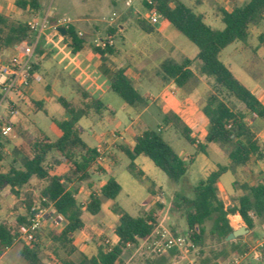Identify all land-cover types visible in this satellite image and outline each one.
I'll return each mask as SVG.
<instances>
[{"label":"trees","instance_id":"1","mask_svg":"<svg viewBox=\"0 0 264 264\" xmlns=\"http://www.w3.org/2000/svg\"><path fill=\"white\" fill-rule=\"evenodd\" d=\"M149 1L150 3L142 1L143 9L155 11L159 20L170 24L197 50L193 59L184 58L179 63L170 58L163 60L159 64L163 83L172 82L177 88H184L196 78V72L192 69L195 66L197 74L212 78L217 88L225 90L243 106V111L231 109L217 94L210 93L201 108L207 120L202 140H198L185 125V120L191 122L185 111L174 113L165 110L162 125L158 126L157 130L144 129L134 137L131 147L117 145V149L128 160V173L137 180L148 182L146 190L151 197H155L154 185L135 165L134 160L137 157L150 160L174 184L184 176L195 157H190L186 162L177 154L162 137L165 128L174 127L189 145L194 146L196 154H206L209 145L224 151L228 165H217L215 170L191 188L189 197L176 196L172 208L184 218L186 233L193 232L189 237L193 246L203 245V225L211 220L210 236L228 247L220 252V258L225 259L228 254L237 256L243 253L241 246L234 240L225 242V237L233 231L229 218L239 217L249 233L253 230L255 221L264 224V183L260 179H254L241 184L242 194L233 198L228 207H225L218 196L217 184L220 177L228 171L233 174L236 169H247L251 161H264L263 147L248 123V116L264 123V104L220 61V53L233 42L245 43L250 36V28L262 26L264 0H245L241 3L233 0L230 11L216 7L215 16L223 24L221 30L211 28L201 15L181 0ZM14 5L22 14L30 16L40 9L39 0H14ZM47 18L50 24L54 23L53 16L48 15ZM134 27L146 35H156L153 26L144 18H137ZM66 33L67 36L61 38L68 41L65 46L75 54L86 44L85 37L78 36L73 26L68 27ZM107 34L114 36V29H108ZM32 36L26 22L0 14V51L13 49L22 42H29ZM260 44L264 50L263 36L260 37ZM90 48L102 58L100 71L109 77V90L126 106L146 107L147 99L142 98L134 88L126 69L119 67L111 72L104 63V56L113 54L114 47L101 50L92 45ZM35 50L36 53L39 52L37 47ZM262 61L264 64V54ZM37 70L38 64L32 62L31 75ZM81 95L84 99L88 98L84 92H81ZM18 98L28 108L47 115L41 102L31 100L23 92ZM55 101L67 115V118L61 121L50 118L59 131V137L55 140H51L40 130L27 114L17 110L12 102L6 103L4 117L0 118V128L9 126L12 135L21 140L16 145L10 138L0 134V192L8 189L13 198L10 212L14 214L10 219L0 220V258L14 245L19 244L18 254L25 264H123V252L129 247H137L139 241H146L150 237L157 226L156 214L162 209V204L154 202L153 208L142 210L138 216L129 215L115 203L121 187L113 177H108L106 182L95 190L88 185L90 193L87 200L80 203L76 199L77 185L87 183L97 169L105 171L96 163L95 148H90L82 141V129L78 121L87 115V110L95 113L105 110L110 114H113V110L99 100L91 99L86 111L74 107L62 97L56 98ZM61 165L66 166V171L56 175L55 168ZM103 200L112 202L109 210L117 217L112 231L117 238L115 244L98 238L83 221L85 213L91 216L100 213ZM48 205L64 217V226L60 230H49L45 241H40V235H36L35 242L19 240L30 224L36 208ZM76 233H82L95 241V254L87 257L77 251L73 245V235ZM258 253L259 263H264V249L258 250ZM209 263L210 261L205 259L203 264Z\"/></svg>","mask_w":264,"mask_h":264},{"label":"rangeland","instance_id":"2","mask_svg":"<svg viewBox=\"0 0 264 264\" xmlns=\"http://www.w3.org/2000/svg\"><path fill=\"white\" fill-rule=\"evenodd\" d=\"M142 1L143 0H139L140 11H142ZM181 1L195 13H201L202 11L204 13V22L211 28L216 30H221L223 28V24L215 17L211 5L204 3L200 6L193 7L189 4L191 0ZM0 3L4 4L8 10L13 9V0H0ZM40 5L41 7L38 12L39 19L42 18L46 12L47 16L58 14L61 17L70 18H73L75 15H83L87 23L85 25L86 27L80 31L86 38H92L94 36L105 38L107 29L100 24H106L111 15L110 13L115 10L116 15L120 16L117 19L114 18V22L108 26L110 29H114L115 49L120 48L119 39H117L120 34L117 32L116 25L122 22L121 16L123 14L129 16V26H127V30L130 39H137L139 41L152 40L151 35H146L134 27L135 20L138 16L132 15L130 8H126L125 11L121 10L124 6L123 0L118 1L115 5L111 4V0H41ZM11 15L14 20L18 21L29 19L28 16L20 14L19 11L15 9L14 13L11 12ZM57 18L58 16L55 15L54 22ZM125 19L127 20V18H124V20ZM154 26L158 28L162 27L163 29L166 26L169 29L168 34H166V32L162 34L166 37L165 40H163V45H170L172 48L170 55H167L168 58L179 63L182 59H191L192 56L195 55L197 50L194 45L177 33L168 23L159 20ZM47 32L48 31L43 35ZM261 36L264 37V23L259 28H251V34L245 43L239 41L233 42L220 53V61L230 69L241 84L250 91H256L259 99H262V93L264 92V64L262 61L264 50L260 44ZM143 45L147 46L148 44L143 42ZM39 47V52H34L32 58L33 62L39 63V69L33 76V92L31 97L33 100L43 101V109L46 111L47 115L41 111L28 108L17 95L12 97V103L15 104L16 109L27 114L37 124L40 130L51 140H55L59 137V131L52 124L50 118L60 121L67 118L65 111L56 103V98L62 97L74 107L85 111L89 107V100L82 99L76 92V86L80 85L84 87L93 98L98 97L103 104L109 105L113 110V114H108L107 111L95 113L92 110H87V116L82 117L78 122V125L82 129V141L90 148H95L108 140L112 133L122 136V140L119 141V143L116 142L107 148L106 160L108 163L106 166H101L105 172L97 169L98 171L96 174L94 173L87 183L85 182L77 185V191L80 187L82 191L76 194V199L80 203H83L87 200L90 190L88 185L91 186V189H97L106 182L108 177H113L121 187V191L115 203L129 215L133 217L138 216L140 214V212H137L138 210L151 209L153 208V204L150 205L151 201L158 202L162 204L163 211L156 217V227L166 228L176 236H185V220L178 212L173 210L172 202L176 196L189 197L191 195V188L196 186L200 180L204 179L206 172L214 170L217 165H226L228 162L226 153L224 151H218L213 145H209L206 149V154H196L194 146L189 145L174 127L170 126L165 128L162 137L170 147L183 157L186 162L189 161L190 157L195 156V159L184 176L180 177L177 183L174 184L162 171L156 168L150 160L145 157H139L137 161L139 165H141L142 160H145V162L149 163L153 168L152 171L147 172L149 180L154 181L155 184L161 188V193H158L157 196L155 194V197H151L146 190L148 182L146 180H137L128 173L126 169L128 160L122 152L117 149V145L126 146L127 142H125L123 138H126L127 134L125 130L130 124H133L136 134L144 129L157 130V127L162 125L163 112L167 109L177 111L179 109L178 101L184 98L186 99V104L184 105H186L193 114V120L198 124L200 129L196 131L193 123L189 121H185V124L195 132L198 139H201L203 130L207 126L201 108L208 94H217L219 98L233 110L243 111V106L237 103L225 90L217 88L212 78L197 74L196 67L194 66L192 69L200 79L195 78L182 89L176 88V86L173 85L172 93H169L170 106L166 102H157L156 105L152 104L153 100L150 98L157 100V97L160 96V90L157 87H150L147 79L153 74L152 70L148 68L146 70L147 72L140 78L142 82L137 88L142 98L147 97L148 106L146 108L129 107L126 106L118 96L112 92H108L104 83L97 78L88 66H77L72 69L69 65H63V61H67L68 59L77 61V57H73L66 53L65 51H67V49L61 41L49 39L45 45L42 44L39 45ZM48 50L50 51V55L44 59L45 53ZM8 57L11 58L8 53L0 51L1 59L7 60ZM46 86H48L47 89L45 88ZM176 89L179 97H175L173 94ZM6 107L7 105L5 103L0 106V118L4 117ZM17 117L14 118L16 119ZM250 118L251 117L248 116V121ZM263 124L261 120L255 119L250 125L251 128L255 130L256 126H263ZM257 133L260 134L258 140L264 150L263 127L260 131H257ZM7 137L13 142H17L18 140L11 132ZM127 140L130 142L131 138L128 137ZM109 162L111 163L110 165ZM140 167H142V165ZM248 169L252 172V175H258V172L263 173L264 161H251L247 170ZM247 170L236 171L233 174L228 171L221 176L220 181L223 183L221 186L226 187L229 192H220L218 190V196L227 207L233 198L242 194L240 185L248 181H253L252 176H249ZM65 171L66 166L55 168V173L57 175H61ZM232 179L231 187H229V182ZM12 203L13 198L10 196L9 191L7 189L2 190L0 192V220L10 219L14 216V214L10 212ZM102 203L104 205L103 209L106 211L107 201L103 200ZM159 211H157V213ZM102 214L100 212L96 216H91L85 213L83 215V221L93 233L94 229L99 231V235H97L98 238H102L110 243L112 240L114 222L103 220L105 217H102ZM211 224L212 222L209 220L203 225L205 234L203 245L200 247L192 245L189 246L187 250L181 247L179 250L166 252L159 256L150 252L147 243L139 241L137 247H129L123 252V264H203L205 259L210 261L209 264L216 262L225 264V262L234 257L235 254H228L225 259L220 258V252L227 250L228 247L210 236L209 230ZM229 225L233 230L240 227L245 228L240 218H238V220L229 219ZM263 233L264 224L255 221V226L250 233L247 231L234 239V241L241 246L243 251V253L237 255L241 259L240 264H264L259 263V260L256 259L258 254L256 244L263 237ZM76 243L78 246L75 247L79 253L87 257L95 254V241H92L90 238L85 237L83 242L76 241ZM19 246V244H16L8 250L1 257L0 264H25V261L18 254Z\"/></svg>","mask_w":264,"mask_h":264},{"label":"crops","instance_id":"3","mask_svg":"<svg viewBox=\"0 0 264 264\" xmlns=\"http://www.w3.org/2000/svg\"><path fill=\"white\" fill-rule=\"evenodd\" d=\"M118 1H120V0H111V4L112 5H115ZM234 1H236V2H238V3H241V2H243V1H245V0H234ZM40 2H41V0H39V4H40ZM232 2H233V0H191V3H189L191 6H193V7H197V6H200V5H202V4H204V3H207V4H209V5H211L212 6V9H213V13H214V15H215V8L216 7H220V8H222V9H224L225 11H230L231 10V7H232ZM139 0H135L134 2H133V6H132V8H131V11H132V15H135V16H138V18H143V14H144V9H143V7H141V9H142V11H140V5H139ZM40 7H41V5H40ZM14 9L15 10H17V11H19V13L20 14H22V12L14 5V0H13V9L12 10H8L6 7H5V5L4 4H1L0 3V14L1 15H3V16H6V17H10V18H12V19H14L13 18V16L11 15V12H13L14 13ZM40 10V9H39ZM122 11H125L126 10V7L125 6H123V8L121 9ZM39 12V11H38ZM38 12L35 14V15H33V16H30V15H28V14H22V15H26V16H28L29 17V19H27V20H24L23 22H26V23H28L29 21H31V20H33V19H38L39 20V18H38ZM112 12H116L115 10H113ZM111 12V13H112ZM143 12V13H142ZM110 13V14H111ZM47 14V12L45 13V15ZM116 14V13H115ZM197 14H199V15H201L202 17H203V12L201 11V13H197ZM44 15V16H45ZM55 15H57L58 16V18L56 19V20H58V19H61V18H69L71 21H72V24H71V26H73L75 29H76V31L77 32H81L80 30L81 29H84L86 26V23H87V21H86V19L84 18V16L83 15H75L73 18L71 17H61V16H59L58 14H54V15H52L53 17H55ZM126 15V14H125ZM124 14L121 16V19H122V22L121 23H118L116 26H117V32L120 34L119 35V37H117V39H119V43H120V48H114V53L113 54H111V55H105L104 56V63L106 64V66L108 67V69L111 71V72H114L117 68H125L126 69V74H127V76L129 77V79L133 82V85H134V88L137 90V88H138V86L140 85V83L142 82L141 80H140V78L142 77V75L143 74H145L147 71V69L149 68V69H151L152 70V76L151 77H148V81H149V84H150V87H157L159 90H160V96L159 97H157V100H155L154 98H150V97H148V98H150L151 100H153L152 101V104L153 105H156L157 104V102H159V103H167V104H169V106H170V101H169V93H172V90H173V83L172 82H169V83H167V84H164L163 83V81H162V74L159 72V64L163 61V60H165V59H167L168 57H167V55L169 56L170 55V53H171V51H172V48H171V46L170 45H163V40H165V38L166 37H164V35H162L163 34V32H166V34H168V31H169V29L165 26L164 27V29L161 27V28H158V27H156V26H153V28L155 29V31H156V35H155V37L153 36L152 37V40H147V41H142V40H135V39H130V36H129V34H128V30H127V26H129V22H128V20H129V16H125ZM43 16V17H44ZM111 16V15H110ZM109 16V17H110ZM120 16V15H119ZM119 16H117L116 15V17H115V19H117ZM42 17V18H43ZM216 17V16H215ZM124 18H127V20L125 19L124 20ZM41 19V18H40ZM114 19V20H115ZM203 19H204V17H203ZM114 20H113V22H114ZM159 21V20H158ZM161 21V20H160ZM112 22V23H113ZM164 22V21H163ZM165 23H167V22H165ZM101 26H104L107 30L108 29H110L108 26L109 25H111V24H100ZM170 25V24H169ZM133 26V25H132ZM252 28H254V27H252ZM164 30V31H163ZM52 32L51 31H49L48 30V32L45 34V35H43L41 38H40V40H39V43H38V45H37V49H40V47H39V45H45L46 43H47V41L49 40V39H54V40H57V41H61L64 45H65V42H67L68 43V41L66 40V41H64L61 37H58V36H55L54 34H51ZM82 33V32H81ZM250 34H251V28H250ZM82 35H83V33H82ZM84 36V35H83ZM106 37L107 36H110L109 34H107L106 33V35H105ZM115 36V35H114ZM114 36H110L111 38H112V40L114 41V45H113V47H115V40H114ZM85 37V36H84ZM95 37V36H94ZM99 37V36H98ZM93 38V37H92ZM92 38H86L85 37V45L83 46V48L80 50V51H78L77 53H75V54H72L70 51H69V49L65 46V48L67 49V51H65L66 53H68V54H70V55H72L73 57H77V61H72V60H70V59H68L67 61H63V65H65V66H71L72 67V69L73 68H75V67H86V66H88L89 68H90V70H92V72L97 76V78L101 81V82H103L104 83V85L106 86V89H107V91L108 92H111L110 90H109V77L108 76H106V75H104V74H102V72L100 71V66H101V64H102V58H100L98 55H96L92 50H91V48H90V46H92V43H91V40H92ZM102 38V37H101ZM138 42V43H137ZM143 42H146L148 45L147 46H144L143 45ZM121 49V50H120ZM36 51V50H35ZM2 52H4V53H8L9 54V56L12 58V57H14V56H16L17 54H18V51L15 49V47L13 48V49H7V50H4V51H2ZM36 53V52H35ZM49 55H50V51L48 50L46 53H45V56H48L49 57ZM195 55H196V53H195ZM195 55L194 56H192V58L191 59H193L194 57H195ZM10 58L8 57V59L7 60H9ZM44 59H46L45 57H44ZM7 60H4V59H1L0 58V63L1 62H4V61H7ZM33 62V61H32ZM38 69H39V63H38ZM229 69V68H228ZM230 70V69H229ZM38 71V70H37ZM36 71V72H37ZM35 72V73H36ZM34 76V75H33ZM195 76H196V78H198V79H200V77H198L197 75H196V73H195ZM33 80H32V82H31V85H30V87L24 92L25 94H26V96L28 97V98H30L31 100H33V98L31 97V94H32V92H33ZM46 89L48 88V86H46L45 87ZM177 88V87H176ZM255 88V87H254ZM138 91V90H137ZM76 92L81 96V98L82 99H84L83 97H82V95H81V92H84L85 94H87V96H88V100H89V102H90V100L92 99V100H99L100 101V99L97 97V98H93L91 95H90V93H88L85 89H84V87H82V86H80V85H77L76 86ZM252 92V94H254L257 98H258V100H260L259 99V97L257 96V94H256V91H251ZM174 95H175V97H179V95H178V93H177V89L174 91V93H173ZM146 99H147V97H146ZM183 99V98H182ZM185 98L183 99V100H181V101H178L179 102V109L177 110V111H172V109H167V110H170V111H172V112H174V113H178L180 110H183V111H185L188 115H189V117H190V119H191V122L189 121V120H187V121H189L190 123H193V125H194V127H195V129H196V131H199V129H200V127L198 126V124L196 123V122H194V120H193V114L190 112V110L188 109V107H186V105H184V104H186L185 103ZM33 101H36V102H41L42 104H43V101L42 100H33ZM148 101V100H147ZM101 102V101H100ZM104 105H106V104H104ZM107 106H109V105H107ZM147 106H148V102H147ZM146 106V107H147ZM110 107V106H109ZM146 107H144V108H146ZM105 110H102V111H100L99 113H103ZM108 113V112H107ZM88 114V113H87ZM108 114H110V113H108ZM87 115H85V116H83V117H86ZM29 117V116H28ZM30 118V117H29ZM31 119V118H30ZM81 119V118H80ZM206 119V118H205ZM32 120V119H31ZM255 119L254 118H250L249 119V121H248V123H249V125L251 124V122H253ZM33 121V120H32ZM186 121V120H185ZM185 121H184V123H185ZM34 122V121H33ZM79 122V121H78ZM206 122H207V120H206ZM263 122V121H262ZM35 123V122H34ZM185 125H187V124H185ZM197 125V126H196ZM251 126V125H250ZM189 127V126H188ZM207 127V126H206ZM263 127V129H264V124H263V126H260V125H258V126H256V129L254 130V129H252L253 131H254V133H255V135H256V137L258 138V137H260V134H258L257 133V131H260V129ZM190 128V127H189ZM191 129V128H190ZM206 129V128H205ZM205 129L203 130V134H204V131H205ZM143 131V130H142ZM141 131V132H142ZM125 132H126V138H123V140L125 141V142H127V144H126V146H132L133 145V139H134V137L136 136V135H138L139 133H141V132H139L138 134H136L135 133V129H134V127H133V124H130L128 127H127V129L125 130ZM193 132V131H192ZM203 134H202V137H203ZM193 135H195V132H193ZM128 137H130L131 138V141L130 142H128ZM202 137H201V139H198V140H202ZM18 140H17V142H13V141H11L13 144H19L20 142H21V140L19 139V138H17ZM117 143H119V142H117ZM216 147V146H215ZM216 149L218 150V151H222V150H220V149H218L217 147H216ZM121 152V151H120ZM201 154V153H200ZM204 155V154H203ZM139 157H141V156H139ZM139 157H137L135 160H134V163H135V165L144 173V175L148 178V176H147V172H150V171H152V167L150 166V164L149 163H147V162H145V160H142V163H141V165H142V167H140L141 165H139L138 164V158ZM183 158V157H182ZM184 159V158H183ZM194 159H195V157H194ZM194 161V160H193ZM257 162V161H256ZM228 163H229V161L227 162V164L226 165H228ZM111 163L109 162V165H110ZM61 166H65V165H61ZM144 166V167H143ZM248 168V167H247ZM240 170H247V169H242V168H239ZM239 169H236V171H240ZM215 170V169H214ZM213 171V170H212ZM235 171V172H236ZM248 171V173H249V176H252V178H253V180L254 179H260V178H262L263 176H264V171H263V173H260V172H258V175H252V172L248 169L247 170ZM209 172H211V171H208V172H206L205 173V175H204V178L206 177V175L209 173ZM55 173V172H54ZM56 174V173H55ZM96 174V173H95ZM97 174H100V173H97ZM57 175V174H56ZM149 179V178H148ZM220 179H221V177H220ZM220 179H219V182H218V184H217V187H218V190L221 192H229V190L226 188V187H222L221 185L223 184L221 181H220ZM151 181V180H150ZM232 181H233V179L229 182V187H231V183H232ZM152 183H153V185H154V190L156 191V196H157V194L158 193H161V188L158 186V185H156L155 184V182L154 181H151ZM248 183H249V181H248ZM101 186V185H100ZM8 190V189H7ZM93 190H95V189H93ZM81 191H82V188L80 187L79 189H78V191H77V193H81ZM89 193H90V190H89V192H88V195H89ZM10 194V193H9ZM11 196V195H10ZM156 201H158V200H156ZM161 202V201H160ZM154 203V201L152 202L151 201V203H150V205L151 204H153ZM13 204V203H12ZM230 204H231V202L229 203V206H230ZM107 206H106V211H104V209H103V207H104V205H103V203H102V205H101V214H102V217H105V219H103V220H110L111 222H114V225H115V223H116V221H117V217L115 216V215H113L111 212H110V210L108 209L111 205H112V202H110V201H107V204H106ZM149 205V206H150ZM225 205V204H224ZM225 207H227L226 205H225ZM149 210V209H148ZM142 210H138L137 212H141ZM161 211H163V208L156 214L157 216L156 217H158V215H160V213H161ZM239 217H230L229 219L230 220H232V219H234V220H236V219H238ZM87 227H88V225H87ZM89 228V227H88ZM113 228H114V226H113ZM90 229V228H89ZM48 231V229L47 228H45V229H43L42 230V235L40 236V241H45L46 240V236H45V234H46V232ZM94 231V233L96 234V235H99V231H96L95 229L93 230ZM112 231H113V229H112ZM85 237L86 236H84V234H82V233H76V234H74L73 235V239H74V241H73V245L74 246H78L77 245V243H76V241H81V242H83L84 241V239H85ZM116 241H117V238L113 235V233H112V240L110 241V244H115L116 243ZM20 247V246H19ZM19 250V249H18ZM1 259V258H0Z\"/></svg>","mask_w":264,"mask_h":264},{"label":"built area","instance_id":"4","mask_svg":"<svg viewBox=\"0 0 264 264\" xmlns=\"http://www.w3.org/2000/svg\"><path fill=\"white\" fill-rule=\"evenodd\" d=\"M135 0H123V4L126 8H132L133 2ZM150 3L149 0H145ZM116 17L114 12L107 20V24H111ZM143 18L152 26L157 24L159 18L155 11H145ZM72 21L69 18H61L56 20L53 24L48 22L47 15L41 19H33L27 23V27L32 33V40L29 42H22L15 46L18 54L7 61L0 63V106L3 103L12 102L13 96H19L20 93H24L31 85L33 76L31 75V63L35 52V49L39 43L40 38L46 31H51L55 36H57V28L59 26L64 27L66 30L70 27ZM78 36H82L81 32H77ZM61 37V36H58ZM92 45L98 49H105L107 47H112L114 42L110 36L101 38L95 36L91 40ZM261 103L264 104V92L262 93ZM11 132L9 126H3L0 128V134L2 136H8ZM122 140V136L116 133L110 134V138L105 142L99 144L95 147L96 152V163L100 166H106V154L107 148ZM262 183H264V176L260 178ZM66 223L63 216L55 212L51 205L46 207H37L33 218L30 220V224L24 230L23 235L19 240L26 242H35L36 235H42V230L47 228L48 230H60ZM193 234L192 231L186 233L185 236H176L171 233L170 230L163 227H155L150 237L143 241L147 243V247L150 252L155 255H162L166 252L179 250L181 247L187 250L192 243L189 239L190 235ZM257 250L264 249V233L263 237L256 244ZM257 260H260L259 253L257 254ZM240 257L234 256L228 260L225 264H240Z\"/></svg>","mask_w":264,"mask_h":264},{"label":"water","instance_id":"5","mask_svg":"<svg viewBox=\"0 0 264 264\" xmlns=\"http://www.w3.org/2000/svg\"><path fill=\"white\" fill-rule=\"evenodd\" d=\"M57 32L61 37L67 36L66 30L62 26H59L57 28ZM246 232H247V230L244 227H240L238 229H235L225 237V242L233 241L236 237H239Z\"/></svg>","mask_w":264,"mask_h":264}]
</instances>
